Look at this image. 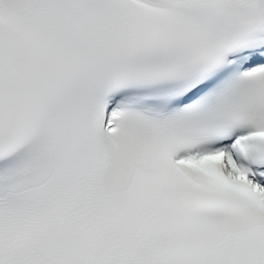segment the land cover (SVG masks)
Returning <instances> with one entry per match:
<instances>
[{
  "label": "snow or ice",
  "instance_id": "6c2138e0",
  "mask_svg": "<svg viewBox=\"0 0 264 264\" xmlns=\"http://www.w3.org/2000/svg\"><path fill=\"white\" fill-rule=\"evenodd\" d=\"M0 264H264V0H0Z\"/></svg>",
  "mask_w": 264,
  "mask_h": 264
}]
</instances>
